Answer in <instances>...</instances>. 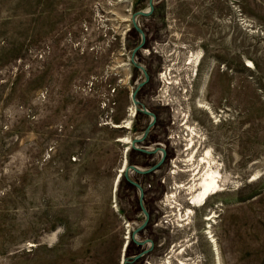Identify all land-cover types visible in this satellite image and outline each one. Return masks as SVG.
Segmentation results:
<instances>
[{"label": "rangeland", "instance_id": "374dc122", "mask_svg": "<svg viewBox=\"0 0 264 264\" xmlns=\"http://www.w3.org/2000/svg\"><path fill=\"white\" fill-rule=\"evenodd\" d=\"M153 4L136 20L145 34L136 60L152 78L144 101L158 118L152 139L164 133L170 154L151 173L130 171L149 212L136 239L154 245L127 264H217L204 232L211 209L221 264H264V0ZM149 6L0 0V264H122V255L150 247L132 239L145 221L139 190L124 171L114 187L131 157L130 142L118 139L130 128L112 126L133 118L131 92L142 74L129 59L142 35L120 16ZM200 94L215 115L197 106ZM190 126L195 150L211 145L229 178L188 217L186 189L181 211L167 199L175 182L194 179ZM155 157L135 153V164Z\"/></svg>", "mask_w": 264, "mask_h": 264}, {"label": "bare ground", "instance_id": "6f19581e", "mask_svg": "<svg viewBox=\"0 0 264 264\" xmlns=\"http://www.w3.org/2000/svg\"><path fill=\"white\" fill-rule=\"evenodd\" d=\"M149 9H150V6L148 9H146L144 11L147 12V11H149ZM120 17H121L120 23H122V21H125V20H128V21L130 20L133 22V16L132 15L130 16L131 18L127 17V16H120ZM199 60H200V54L192 53V55H190V57H189V63L190 64H193L192 62L197 64L199 62ZM165 75H166L165 76L166 82H168V83L173 82V81L169 80L171 78L168 76V74H165ZM200 90H201V92L204 91L203 85L200 88ZM199 96H201V97H199V98L197 97V99H196L197 106L204 109L207 113L211 114V116L215 115V111H214L213 107L202 98V94H200ZM130 111H131L130 115H134L135 107L132 106ZM130 124H131V119H126L125 122L113 123L112 126L113 127H129ZM190 130H191L192 135H191V138L189 140L190 141L189 148H191V150H190V157L187 159V162L188 161L190 162V163L188 162L189 165L197 164L196 166H194V168L191 169L192 171H194L193 174L195 173L194 179L191 180L190 183H183L181 181L175 182L174 183L175 184V190L168 196V199H167L168 202L172 205L174 203H176V205H174V206H176V208L179 209L178 211H181L180 205H183V204H180L178 202L179 200L177 198H178V194H180L181 188H184V190L186 189L187 193L189 195V197L187 198L188 202H189V207H187V210L185 213L188 214V217H190V214H192L194 212L193 207L202 206L208 201V199L210 197H212L218 193H221L225 189L226 183L228 182V178H229L228 177L229 175L226 174L227 172L225 173L222 171V168H223L222 164L219 161V159L217 158V156L214 154L211 145L207 146V148H205L203 150V152L201 151L202 153L198 154L200 147L197 150H195L196 149L195 146L197 145L195 142V140H196L195 137L198 136V131L196 130L195 127H192V126H190ZM201 136H202V134H201ZM201 136H200V139H198V143H202L201 142V140H202ZM204 137H203V139H204ZM130 139H131L130 136H125V137H122L118 140L122 141L124 143H129ZM126 162H127V158L125 156L123 164L120 168L121 172H119V174H118V176L114 182L115 190L118 186V181L120 180L121 173L123 171H125V169H126ZM184 170H186V169H184ZM198 174H199V177L197 176ZM196 176L198 178H196ZM178 206H179V208H178ZM181 217H182V215H181ZM217 217H218V213L214 209H211V211L203 217V219L205 221L204 232L208 235V237L210 238V241L212 242L216 263L221 264L219 244L217 242V238L213 234V226H214V223L217 221L216 220ZM127 237H128V235H127ZM126 242H127V240L124 242L123 247L126 246ZM123 250H124V248H123ZM178 252L181 253L182 250L179 249ZM122 260H123V255L121 257V262H122ZM166 261L170 262L171 260L166 259ZM179 263L180 264H186L185 261H182V260Z\"/></svg>", "mask_w": 264, "mask_h": 264}, {"label": "flooded vegetation", "instance_id": "af4514ba", "mask_svg": "<svg viewBox=\"0 0 264 264\" xmlns=\"http://www.w3.org/2000/svg\"><path fill=\"white\" fill-rule=\"evenodd\" d=\"M139 63L142 66H144V68L146 69V72H144L142 69L135 66V68L137 70L141 71L142 74H141L140 78L137 80L136 86L134 87V89L132 91H134L142 82H144V84L141 86V88L139 89V91L136 95V99L139 101L138 105H139L140 109H137L134 102L132 101V104L135 107V113H134V115H132L133 118H131V124L129 126L130 138H131L129 148L131 150V157H130V160H128V164L136 165L135 164V153L140 154V155H148V156L149 155H152V156L157 155V157L154 158V161L150 166L145 167V166H140L139 164H137V166H139L142 169H145V168L152 167L153 165H156V164L161 162V164L157 168V169H159L163 165H165V163L167 162L168 156L170 154V149L168 147V142L166 141L164 133H162V141L152 139L151 133H152L153 128L157 124L158 118L155 120L153 126L150 128V131H149L148 135L146 136V138L143 141H137V139L142 137V135L145 132L148 125L153 121V117L150 114L145 112V108H147L150 112H154L150 108H148V106L144 102L149 97V91H146V89L148 88V85L150 84L152 78H151V75H150L147 67L141 62H139ZM146 76H148V79H146ZM131 99H132V92H131ZM145 118L147 119V121L145 124H143V120ZM160 137H161V135H159V137H157V139ZM133 141H135V143H133ZM149 142H151L155 146H152L151 144H147ZM140 148L147 149V150L157 149V151L155 153H147V152H144L143 150H140ZM160 148H162V150H160ZM131 171L135 172L133 170H131ZM142 175H145V174H142ZM132 186H134V185H132ZM134 187H136V186H134Z\"/></svg>", "mask_w": 264, "mask_h": 264}, {"label": "water", "instance_id": "95a60500", "mask_svg": "<svg viewBox=\"0 0 264 264\" xmlns=\"http://www.w3.org/2000/svg\"><path fill=\"white\" fill-rule=\"evenodd\" d=\"M154 10V4H153V0H150V9L149 11H144V10H139L137 12L134 13L133 15V25L134 27L141 33L142 35V40H141V43L133 50L132 54H131V57H130V61L131 63L142 69L144 72H146V69L144 68V66H142L137 60H136V52L144 45L145 43V34L144 32L142 31V29L139 27V25L137 24V17L139 15H145V16H148L150 15ZM146 79H148V76H146ZM144 84V82H142L134 91H132V101L134 102L135 106L137 109H140L139 107V101L136 99V95L139 91V89L141 88V86ZM145 112L150 114L152 117H153V121L148 125V127L146 128L145 132L143 133L142 137H140L139 139H137V141H143L146 136L148 135L149 131H150V128L153 126L155 120L157 119V116L154 112H150L147 108H145ZM133 143H135V141H133ZM140 150H143L144 152H147V153H155L157 151V149H153V150H147V149H143V148H140ZM160 150H162V148H160ZM161 164L158 163L156 165H153L152 167H149V168H145V169H141L139 166L137 165H133V164H128V160L126 162V169L123 173L124 177L126 178L127 181H129L132 185L136 186V188L139 190L140 192V196H139V204H140V207L143 211V213L145 214V221L142 223V225H140L138 228H135L132 232V239L133 241L136 243V244H140V245H144L146 243H150V247L148 249H145L141 252H139L138 254L134 255L132 257V259H127V258H123V261H122V264H127L128 262H131L133 260H136V259H139L141 258L142 256H144L146 253H148V251H150L152 248H153V245H154V242L152 239L150 238H146L144 240H138L136 239V234L141 231L142 229L145 228V226L147 225L148 221H149V212L148 210L146 209L145 205H144V189H143V186L140 182H138L137 180L134 179V177L132 178L131 175H130V171L133 170L137 173H140V174H148V173H151L153 171H155L159 165Z\"/></svg>", "mask_w": 264, "mask_h": 264}]
</instances>
